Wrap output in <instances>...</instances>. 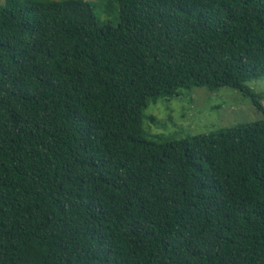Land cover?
Instances as JSON below:
<instances>
[{
    "label": "trees",
    "instance_id": "trees-1",
    "mask_svg": "<svg viewBox=\"0 0 264 264\" xmlns=\"http://www.w3.org/2000/svg\"><path fill=\"white\" fill-rule=\"evenodd\" d=\"M259 78L264 0H4L0 264H264V116L143 127L199 86L264 113Z\"/></svg>",
    "mask_w": 264,
    "mask_h": 264
},
{
    "label": "rangeland",
    "instance_id": "rangeland-1",
    "mask_svg": "<svg viewBox=\"0 0 264 264\" xmlns=\"http://www.w3.org/2000/svg\"><path fill=\"white\" fill-rule=\"evenodd\" d=\"M93 1L102 4L106 0ZM96 12L103 19L118 24L115 12L106 15L103 9L102 15L98 7ZM249 83L264 93V78L252 79ZM143 115V127L148 138L175 139L261 118L264 113L239 90L223 87L211 91L206 86H199L182 90L172 98L163 97L156 103L152 102L144 109Z\"/></svg>",
    "mask_w": 264,
    "mask_h": 264
}]
</instances>
